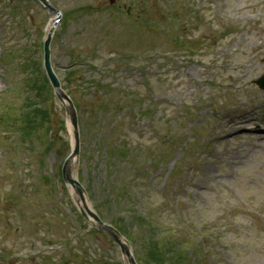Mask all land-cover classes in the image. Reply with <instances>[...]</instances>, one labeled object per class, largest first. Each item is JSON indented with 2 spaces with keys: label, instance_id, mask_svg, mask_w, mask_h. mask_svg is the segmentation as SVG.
<instances>
[{
  "label": "rangeland",
  "instance_id": "obj_1",
  "mask_svg": "<svg viewBox=\"0 0 264 264\" xmlns=\"http://www.w3.org/2000/svg\"><path fill=\"white\" fill-rule=\"evenodd\" d=\"M56 5L59 6L60 8H62L64 11L65 9H72L74 10L75 16L77 17L76 21H75V26H81L82 28H85L88 24H91L89 22V17H86L85 19L82 18V16H84L85 14H89L87 12H85L84 10H79L78 7L83 5L85 7L88 8H92L94 9L93 12H95V7L100 8L102 5H104L108 0H54ZM175 4H174V9H180V5L178 4L180 2V0H172ZM181 1H185L186 0H181ZM197 3H191V2H187L188 4H185V7L188 8H193L195 11H199L200 14H210L212 15V11L210 10L209 12H202L203 8H205V5L208 3L209 5H211L214 9H217L219 12H221V14L227 18V16H231V17H235V15L237 14L238 10H242L244 4H245V0H195ZM205 2L206 4H203L202 2ZM117 3V1L115 2V4ZM30 6H33L32 4H29ZM166 6V4L162 5L161 2L159 1L158 3V8L160 11L164 12L166 14V11L164 10V7ZM191 6V7H190ZM36 8V7H34ZM186 10V9H185ZM34 13L37 14V17L39 18V22H41L43 20V16L40 12L38 11H34ZM138 18L141 21V18L147 19V11L145 10V6H143V8H140V11L138 12ZM31 13H29L30 15ZM161 19H154L153 17H149L148 20L152 21V22H148V24H142L140 26L141 29V33L142 36L139 37L137 40H131L128 38V36L126 38L123 37V39H110V41L108 43L104 44H100L101 46H103V50L100 51L99 53L103 56V58H107L109 56V53L111 50H118L120 52H124L127 50H134L135 48L137 49L136 54H141L143 53L145 50L140 48L142 46L144 47H148V49L151 52H156L159 53L162 50H166V51H170V50H174V47L172 46L171 42H167L166 43V39L165 36L168 35V33H166L167 31V24L168 22H165L162 15H160ZM91 17V16H90ZM92 17H95V14L92 15ZM97 19L99 20H104L101 16L100 13L97 12ZM36 22V21H35ZM99 24V22H98ZM141 24V22H139V25ZM183 25V22L178 21L176 26L178 28L181 29V26ZM72 27L70 28V26L64 30V31H59V39L57 41V46L56 49H54V54H55V60L56 62H58V64L65 66L69 60L68 55H65L64 50L65 48L71 47L72 46H78V40L77 38H72L71 34H72ZM175 28H172V30ZM94 30V28H93ZM92 30V31H93ZM181 32V31H180ZM182 35L184 36V38L186 39L187 42L190 41L191 39V31L188 30L185 33H182ZM174 36V35H173ZM144 39V40H142ZM151 41H154V44H150ZM233 48V50L235 51H242V52H247L250 50L251 46H239L237 44H233L231 46ZM238 60H242V59H237L235 60V63L238 62ZM138 66H142L145 67V71L149 74L147 76V78H149L151 80V83H153L154 81V74H156L158 76V80L160 81V83H158L156 85V94H155V99L161 101L163 98L165 99H172V97L170 95H172L171 93L175 92V88L171 87L172 83L175 81V78L172 77L171 75H173L172 73L170 74H166L165 72L167 71L166 69L161 68V63L157 64H153L152 68L154 69H149L148 68V62L147 61H143L142 58H140V62L138 63ZM169 69H173V68H169ZM215 71L217 72L216 77L221 76L223 79H220L219 81V85L223 86L225 85V87H229L228 85H230V81L228 80V78H226L225 76V72L223 70V68L220 70L219 68L215 69ZM215 77V78H216ZM226 79V80H224ZM128 77H123L122 81L124 84L126 85H131V86H135L137 84V76H135L133 74V72L130 73V82L127 81ZM181 81L183 82H187L190 83L193 87L198 88L200 91H203L204 93L207 92L210 88V84L212 81H209L206 78H202L199 81H191V80H187L185 78H181ZM238 88L236 86H234L232 88V92H233V97L239 99V97L241 96V93L237 90ZM82 101H85L86 98L82 97L81 98ZM157 115H159V113L157 112ZM143 118V116H142ZM140 123H144L147 124L148 121H140ZM144 124H142L144 126ZM191 126V125H190ZM173 131H180V133H186V131H190V127L186 126V125H182L180 128L179 126H176V129L174 127H172ZM114 131H103L101 134L96 135L94 132V137L92 138V140L88 143V147H89V158L87 159V163L89 166V173H88V177L92 187H90L92 195L94 197V199H103L105 194H113L114 189L117 187L118 182H119V178H117L118 176H123V177H129L130 173L123 167V165L117 161V158L112 156V154H110L109 152V147L112 144L121 142V141H127L126 137L124 136L125 133H127V131H122L121 135H122V139L121 141L116 142L114 139H116L115 137H112ZM190 135V134H188ZM89 141V139H88ZM129 144V148L132 146V144L127 141ZM261 140H258L257 143H260ZM97 143H101L104 145H101L99 148L95 149L94 147L97 145ZM139 158V157H138ZM175 159V158H173ZM117 166V167H116ZM171 166V161L168 163L165 173H164V177H167V174L169 172ZM118 168H120V171H118ZM252 169V165L248 164L242 168H240V176L243 174V172L246 173H250ZM150 179V175L148 178V182ZM246 183L248 181H245ZM233 184L236 185V187L239 189L237 191L238 194H242L243 192L240 190V185L237 183V180L233 182V180H230L229 182L225 183L223 187H225L226 189L232 191L233 190ZM161 188V184H156L154 187L152 186V184H147L145 186V193H148L150 195H159L158 192H156L155 190H158ZM216 189V188H215ZM221 192H225V191H221ZM144 193V194H145ZM220 192L214 194V195H207L208 201L205 204L206 206H203V203H198V210L203 211L206 210L202 213L204 219L208 222V223H214L215 221H217V215L220 212V205L218 204V194ZM227 194H229L228 192H226ZM107 199L108 197H105L103 199V201ZM109 202V200H108ZM109 210V205H107V211ZM194 219L195 222H198L200 219L198 217H196V215H194ZM201 227V225L199 226ZM103 241L100 240V243ZM234 256L236 258V264H260V262L263 259V255L260 254V252H256L253 255H249L246 254H240L237 250H234Z\"/></svg>",
  "mask_w": 264,
  "mask_h": 264
}]
</instances>
